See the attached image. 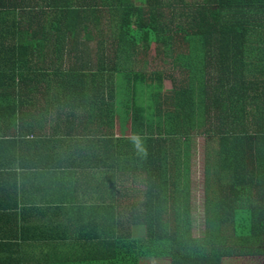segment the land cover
Returning <instances> with one entry per match:
<instances>
[{
    "label": "trees",
    "instance_id": "16d2710c",
    "mask_svg": "<svg viewBox=\"0 0 264 264\" xmlns=\"http://www.w3.org/2000/svg\"><path fill=\"white\" fill-rule=\"evenodd\" d=\"M201 1L190 7L185 0H0L3 142L26 157L25 148L64 140L42 141L37 123L49 110L65 109L68 117L77 108L107 114L110 182L122 177L134 191L125 220L141 227L142 236L118 220L115 203L106 199L94 207L98 235L80 237L95 241L98 254L61 264H204L205 240L191 236L188 206L189 143L196 136L207 146L209 241L217 224L226 223L222 216L240 218L251 190L264 206V124L252 125L264 113L256 108L264 91L256 71L244 70L264 62V0ZM100 10L108 11L109 45L101 38L90 44L89 24L101 18ZM91 48L99 61L87 69L81 60ZM151 53L163 60L160 69L147 68ZM250 97L256 99L252 119ZM250 144L257 149L253 166Z\"/></svg>",
    "mask_w": 264,
    "mask_h": 264
},
{
    "label": "crops",
    "instance_id": "0c3cea01",
    "mask_svg": "<svg viewBox=\"0 0 264 264\" xmlns=\"http://www.w3.org/2000/svg\"><path fill=\"white\" fill-rule=\"evenodd\" d=\"M93 52L91 48L81 60L88 64L87 69L99 61ZM246 66L244 70L256 71L264 91V62H250ZM251 83L253 80H245V84ZM255 100L248 99L250 109ZM256 105L259 111H264V93ZM38 110L33 112L35 125ZM73 112L75 116L68 117L65 109L49 110L46 121L37 123L44 130L42 141L52 135L64 140L42 142L36 149L34 146L25 148L26 157L19 152V146L11 144L13 142H3L4 121L0 118V264H61L86 254L93 258L98 254L95 241L80 237L85 232L92 237L98 235L94 219L98 214L94 207L106 199L115 203V213H120L118 220L128 224L132 233L142 232L141 227H132L125 220V210L134 199L131 184L122 177L116 183L110 182V170L105 167L104 154L110 150V142H107L110 122L104 121L107 114L98 116L93 110L87 112L78 108ZM41 113L40 109L39 118ZM34 123L32 127L37 129ZM263 124L262 112L252 125L258 129ZM248 149L252 153L247 152V161L253 166L257 149L253 144ZM258 149L263 150L262 143L258 144ZM30 151L33 152L30 154ZM190 183V213L192 216L202 213L204 217L202 231H197L192 220L191 236L205 240L204 264H264V206L257 193L251 190L250 202L239 208L243 214L236 222L232 220L233 215L222 216L226 223L217 224L209 241L206 192L202 190V194H197L193 190L194 180L190 179ZM221 213L225 214L223 208ZM72 232L73 237L67 239Z\"/></svg>",
    "mask_w": 264,
    "mask_h": 264
},
{
    "label": "rangeland",
    "instance_id": "374dc122",
    "mask_svg": "<svg viewBox=\"0 0 264 264\" xmlns=\"http://www.w3.org/2000/svg\"><path fill=\"white\" fill-rule=\"evenodd\" d=\"M187 4L193 6V4L201 3V0H185ZM107 4L110 5V0H107ZM220 9V8H219ZM223 9V8H222ZM220 9V10H222ZM224 11V10H222ZM107 10H100V15L101 18L96 21L95 24L91 23L89 24V28L91 32L94 34L92 41L90 44H96L99 42V38L104 39L103 41H107L108 45L110 43V24L107 22ZM105 15V16H104ZM182 20L175 21L174 23H178ZM158 58V56H157ZM160 58V57H159ZM161 59V58H160ZM148 65L147 68L149 70L153 69H160L162 67L161 63H163V60L161 59V63L158 59H155V54L151 53L148 56ZM141 64L133 65L132 68L135 70H138L141 68ZM169 81H165L164 83H168ZM36 109H34L35 112ZM256 114V108L253 106L250 109L249 112V118L252 119ZM129 125H127V134L131 135V132L128 128ZM31 130V129H30ZM35 130V129H34ZM33 135V130L29 132H26L25 135L23 136V139L29 141ZM114 136H117V132L114 131ZM190 147V154H189V176L191 180H194L193 183V190H196V193L202 194V190H204V181H205V160H206V154H205V149L207 148L206 143H205V137L203 136H196L190 139L189 143ZM191 185V183H190ZM193 224L197 225V231H202L200 228H202L204 224V217L202 213H198L196 215L192 216ZM143 233H139V236H142Z\"/></svg>",
    "mask_w": 264,
    "mask_h": 264
},
{
    "label": "clouds",
    "instance_id": "9594fccd",
    "mask_svg": "<svg viewBox=\"0 0 264 264\" xmlns=\"http://www.w3.org/2000/svg\"><path fill=\"white\" fill-rule=\"evenodd\" d=\"M136 142H137V144H139V141H138V139H137V141H136Z\"/></svg>",
    "mask_w": 264,
    "mask_h": 264
}]
</instances>
